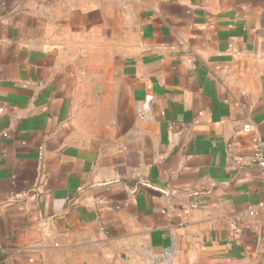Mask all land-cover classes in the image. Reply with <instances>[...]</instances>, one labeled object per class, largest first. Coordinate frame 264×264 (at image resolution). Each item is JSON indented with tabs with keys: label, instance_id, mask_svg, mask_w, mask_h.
<instances>
[{
	"label": "crops",
	"instance_id": "crops-1",
	"mask_svg": "<svg viewBox=\"0 0 264 264\" xmlns=\"http://www.w3.org/2000/svg\"><path fill=\"white\" fill-rule=\"evenodd\" d=\"M256 136L264 0H0V264H264Z\"/></svg>",
	"mask_w": 264,
	"mask_h": 264
},
{
	"label": "built area",
	"instance_id": "built-area-1",
	"mask_svg": "<svg viewBox=\"0 0 264 264\" xmlns=\"http://www.w3.org/2000/svg\"><path fill=\"white\" fill-rule=\"evenodd\" d=\"M244 131L250 132L252 130V125L247 123L244 125ZM256 142V151L254 155V161L257 164V166L261 170V176L262 180L264 181V140L260 136L255 137ZM196 207V204H192V208L194 209ZM259 209H264V200L258 202L256 205L251 206L248 209V213L250 215H254ZM164 259H169L170 255L167 253L164 256Z\"/></svg>",
	"mask_w": 264,
	"mask_h": 264
},
{
	"label": "rangeland",
	"instance_id": "rangeland-1",
	"mask_svg": "<svg viewBox=\"0 0 264 264\" xmlns=\"http://www.w3.org/2000/svg\"><path fill=\"white\" fill-rule=\"evenodd\" d=\"M116 259H122L121 255H116Z\"/></svg>",
	"mask_w": 264,
	"mask_h": 264
},
{
	"label": "water",
	"instance_id": "water-1",
	"mask_svg": "<svg viewBox=\"0 0 264 264\" xmlns=\"http://www.w3.org/2000/svg\"><path fill=\"white\" fill-rule=\"evenodd\" d=\"M154 261L158 264L159 263V258H155Z\"/></svg>",
	"mask_w": 264,
	"mask_h": 264
}]
</instances>
